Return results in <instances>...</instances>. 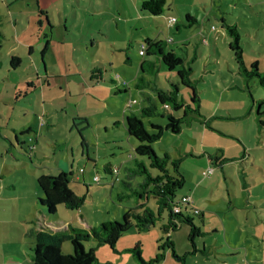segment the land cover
Instances as JSON below:
<instances>
[{"label":"rangeland","instance_id":"374dc122","mask_svg":"<svg viewBox=\"0 0 264 264\" xmlns=\"http://www.w3.org/2000/svg\"><path fill=\"white\" fill-rule=\"evenodd\" d=\"M142 1L58 0L47 12L56 38L42 58L39 53L28 54L30 47L42 49L46 32L42 31L47 26L45 14L39 15L35 8L36 0H0V169L16 170L7 173L4 182L17 180L16 191L7 187L0 200V213L17 227L3 223L1 229L18 233V227L22 231L37 227L39 219L42 225L59 227L60 232L69 231L68 225L89 229L101 222H121L124 212L137 206L136 197L122 183L125 169L136 164L129 154L143 162L152 176L158 173L149 168L147 158L135 156L137 141L128 136L123 121L132 112L126 109L132 100L137 102L132 110L138 116L142 107L155 104L147 102L134 86L143 59L158 60L155 68L145 66L151 86L169 89L168 81H176V72L167 71L158 57L139 56L141 46L146 50L145 38L162 33L160 40L174 41L166 49L176 51L191 69L190 79L200 99L199 114L183 118L178 135L163 129L151 145L157 156L181 160L179 171L185 183L176 198L185 195L192 202L182 206V214L191 219L194 231L188 223L172 227L170 212L163 209L158 214L156 200L150 195L141 202L157 214L149 230H138L132 220L130 230L113 247L90 239L84 249L94 250V264H141L134 254L136 246L148 264H264V126L262 133L253 132L255 111L251 105L252 95L263 97L264 89L257 78L246 79L235 62L219 14L210 24L217 32L223 30L224 40L219 37L217 47L213 41L210 47L202 45L199 38L190 36L189 29L182 28L179 35L174 27L166 34L168 14L178 16L179 10H190L195 16L203 12L205 4L206 10L212 7L211 0H167L158 17L142 12ZM260 1L216 0L213 8L236 21L248 6L264 8ZM259 22L251 38L241 28L237 32L245 67L249 70L257 63L258 72L264 73V43H258L264 39V27ZM38 38L41 45H37ZM181 43L188 47L182 48ZM13 56L19 59L16 68L10 63ZM93 72H100L101 80L91 79ZM144 90L156 102L155 93L148 87ZM182 99L191 102L189 91L180 86L178 100ZM157 105V116L141 117L151 135L156 132L149 121L161 127L167 122L162 105ZM174 114L182 117L184 111ZM94 161L99 162L92 174L99 177L98 183L91 181ZM106 163L118 170L114 176L118 181L104 172ZM62 168L65 173L72 171L69 187L84 203L79 210L58 207L54 215L41 207L43 219L37 199L19 201L17 194L24 189L30 195L35 191L41 195L36 180L57 175ZM208 168L214 174L203 177ZM28 172H34L35 178ZM141 181L142 177L131 180V187ZM4 245L0 242V247ZM72 251L65 241L63 254ZM24 261L32 264L28 248Z\"/></svg>","mask_w":264,"mask_h":264},{"label":"trees","instance_id":"16d2710c","mask_svg":"<svg viewBox=\"0 0 264 264\" xmlns=\"http://www.w3.org/2000/svg\"><path fill=\"white\" fill-rule=\"evenodd\" d=\"M166 4L167 0H143L140 4V10L151 16H160L163 14ZM43 14V12H40L39 15ZM186 19L188 20V25L194 22L189 16H186ZM223 28L230 39L229 48L233 53V58L242 69L245 78H257L259 85L264 89V73L258 72L257 64H252L248 70L243 63L240 37L235 26L223 23ZM170 43H173L172 39L166 40V43L161 40L146 39V50L143 51L142 55L139 54V56L145 57V55H148L151 57L153 55L158 57L160 63L167 71L176 72V81H168L171 82L169 89H161L155 87V85L151 86V80H148L146 77L145 66L150 65L155 68L154 64L157 58L148 61L143 59L139 65V75L134 86L146 97L147 102L155 104L154 106L152 105V107L151 105L146 108L142 107L140 109V116L136 115L131 109L132 105L130 107L127 106L126 109L132 112H130V115L126 116L123 121L128 136L137 141V145L134 148L135 156L147 158L149 161V168L156 170L158 174L152 176L148 167L143 162L133 157L130 159H134L136 164L134 168L125 169L127 170L125 175L126 180L122 181V183L125 187L130 188L131 194L136 197L135 201L138 204L135 208H128L124 212L121 222H102L98 227H90L89 229L73 228L69 225L67 228L69 231L65 232H60L58 230L53 232L43 227L31 229L27 235L29 238L33 239L34 242L29 246V250L32 253V264H94L96 261L94 250L90 249L86 251L84 249V243L88 242L90 239L113 247L115 242L130 230L132 227V220L135 222V227L140 231H147L153 226L157 214L155 215L153 211L145 209L144 204L141 203L148 200L150 195L156 200L158 214H160L163 209H167L170 212L172 227L175 228L176 225L180 223H188L194 231L191 219L182 214L183 205L181 206L180 213L174 214L172 212L173 207L178 200H180L176 198V192L181 189L185 183L184 176L179 171L181 160H172L168 155L161 158L156 155L151 145L153 140L158 137L163 129L164 131H169L171 134L178 135L181 133L183 118L190 113L199 114L200 99L198 98L195 84L190 79L191 69L184 66V59L179 56L176 51L168 48L166 49V46ZM10 63L12 68L18 67V57H11ZM154 71L155 69H152V73ZM92 74L91 79H101L102 74H100V72H93ZM95 74H98V76ZM180 86L189 91L190 103H186L183 99L181 101L178 100ZM146 87L150 88L155 93L156 102L147 92H144ZM157 104L162 105V109L166 113L167 122L164 127H161L149 121L151 128L156 132L151 135L145 129L141 117L152 118L157 116ZM256 105L258 108L257 117L260 120L264 116V100L257 101ZM179 110L184 111L182 117H176L174 114V112ZM215 160L218 162L217 157ZM103 170L114 180L115 175L113 174V169L104 167ZM71 176V172H60L57 175H42L36 180L37 186L42 194V198H39L37 202L38 206L40 205V209L42 207L47 210L48 215H54L58 207H64L68 210H79L81 208L84 199L77 196L70 189L69 183ZM137 177H142V181L132 188L131 180ZM65 241L70 242L73 253L63 254L62 247ZM134 254L141 264H148L141 258L138 246L135 247ZM157 261L158 260L155 262Z\"/></svg>","mask_w":264,"mask_h":264},{"label":"crops","instance_id":"0c3cea01","mask_svg":"<svg viewBox=\"0 0 264 264\" xmlns=\"http://www.w3.org/2000/svg\"><path fill=\"white\" fill-rule=\"evenodd\" d=\"M57 1L58 0H36L35 8H36L37 12H39V14H40V12H43L45 14L46 25L47 26H46L45 30H43L42 22L41 21H40V23L38 22L39 27L41 28V31L42 30H43L42 32L46 31L45 32L46 34L44 33V35L42 37L44 45L41 46L42 47L41 50H39V48H37L36 50H33V48L30 47L29 50H28L29 51L28 54L30 56H34L35 54L38 55V53H39V55L42 58H44V55L48 51V47L50 48L51 43L53 42L52 40L54 38H56L55 34H54L55 25H54V23H50L49 17H48L49 14H47V12H48V8H51V6H54ZM215 4H216V0H211V4L210 5L212 7H210L208 10H206L207 5L205 4L204 6L201 7L203 9V12L202 13L201 12H197L195 16L193 15V12H191L190 10H185V11H180L179 10L178 11V16H172L171 14H168L167 17H166V20L168 19V17L169 18H175V19L177 18L176 19L177 23L175 25H173L172 27H168L167 23H165V27H166L165 31H167L166 34H170V30L173 29L174 27L176 28L175 32L178 33L179 35L182 33L181 32L182 28L183 29H189L190 33H191L190 36L191 37H195V38H199L200 42L202 43V45H204L206 43L207 46H209L210 42L213 41V43L216 45L215 47H217V43H218L217 39L219 37H222V39H223V30H224V33L226 34L225 29L223 28V23H226V24H229V25H233V26H235L236 29L238 27V28H241V29L245 30L246 34H247V36L249 38L252 37V31H258L257 30V22L260 21L259 24H258V25H260L259 26L260 28L264 27V22H263V19H264V8H261V6L264 7V0L258 2V4L261 5L260 6L261 9H259V10L258 9H254L253 5L248 6L247 10H242L243 17L240 14V18L237 19L236 21L228 19L226 17L227 13H225L224 11H220V9H218V11H216L213 8V6ZM170 9H171V5L169 4L168 5V10H170ZM218 14L220 16L221 28H223V30L221 32H217V29H216V27L214 25L210 26V24L212 23L213 19L217 20ZM186 16H189L190 18H192L194 20V22L191 23L190 25H188V20L186 19ZM154 17H158V16H154ZM180 17H183L185 19V20H183L184 22H181L179 20ZM248 20H251V21L254 20V22L250 23V21H248ZM242 21H244V22L242 23ZM259 27H258V29H260ZM212 30H214V31H212ZM161 34L162 33H157L155 38L151 39V40H160L159 38H160ZM226 37H227V35H226ZM146 39H150V38L146 37L145 40ZM166 40H170V39H166ZM164 42L166 43V41H164ZM225 42L229 43V40H227V38H225ZM258 43H260V44L264 43V39L263 40H258ZM38 44L41 45V38L37 39V45ZM179 45L182 48H187L188 47V45H186L184 43H181ZM210 45H212V44H210ZM258 48H260V47H258ZM251 51L253 53L256 52L254 49H251ZM216 56H218V55L216 54ZM257 67H258V65H257ZM138 75L139 74H137L136 77H138ZM44 83H46V82H44ZM260 100H264V96L263 97H259V98H255V96L252 95V104L251 105H252V107H253V109L255 111V117L253 119V132L255 134L257 133V130H258V133H262L263 126H264V116L260 120L257 117V109L258 108H257L256 102L260 101ZM132 101H135V100H132ZM135 104H137V102ZM215 163L218 164V162H216V160H215ZM98 166H99V162L98 161H94L93 162V168L94 169L90 172L91 176L94 173V170H95V173L97 172ZM219 166L221 167L220 169H222L221 164H219ZM104 167H108L110 169H113L110 163H106L103 166V168ZM80 170H82V169H80ZM80 170H79V172L81 174L84 173V170H82V172ZM11 172L16 173V170L15 169H9V168H1L0 169V200L2 199L4 190L7 189V187H13V190L16 191L17 180L13 179L12 181L4 182V178L7 176V173L9 174ZM61 172H64V169ZM70 172L72 173V171H69L68 173H70ZM28 173L30 174L31 177L33 176L35 178L34 172H28ZM95 177H98V176L96 174L92 176L91 181L93 183H94V178ZM82 181L85 182V179H83ZM6 183L8 185H6ZM20 191L17 194V198H18L19 201H23V200H26L28 197H32L33 201L35 202V200L36 199L38 200L39 196L41 197V195H42V194L39 195L38 193H36V191L33 192L31 195L27 193L28 190L21 189ZM38 192H40L39 189H38ZM183 197H186V196L184 195L181 198H183ZM39 214L41 215V217L43 219H45L44 218L45 215H44V211L43 210H39ZM38 222H39V224H38L37 227L29 228L28 230L26 229L24 231H22L18 227V233H16L14 230H12L13 233H8L7 231H4V230L1 229V225L3 223H6V224H9L11 226H16V225H14L15 222L8 221L5 218V215L0 213V242L4 241V244H5L3 247H0V257L4 261V263H2V264H25L24 258H26V255H27V248L29 249V246H31L34 243L33 239L29 238L28 235H27L28 232L31 229H36V228L43 227V226H44L43 227L44 229L46 228L47 230L53 231V232H55V231H57L59 229V227H57L55 225H52V226H50L48 224L42 225V223H40L41 222L40 219L38 220ZM18 234H19V236L17 237ZM28 240H30V241H28Z\"/></svg>","mask_w":264,"mask_h":264},{"label":"built area","instance_id":"2783aa9c","mask_svg":"<svg viewBox=\"0 0 264 264\" xmlns=\"http://www.w3.org/2000/svg\"><path fill=\"white\" fill-rule=\"evenodd\" d=\"M176 22H177V20H176L175 18H168V19L166 20V23H167V26H168V27L173 26L174 24H176ZM141 49H142V50H140V52H139L140 55L143 54V49H144V47L141 46ZM134 103H135V101H132V102L129 103L127 106L130 107V106L133 105ZM128 158L131 159V158H132V155L129 154ZM80 171L82 172V170H80ZM213 173H214L213 168H208L207 171H203V172H202V176H203V177H209V176H212ZM113 174H114V175H117V174H118V170H117V169H114V170H113ZM114 180H115V181H118V178L115 177ZM98 182H100V179H99L98 177H95V178H94V183H98ZM191 203H192V202H190L189 198H187V197H183V198H181L180 200H178V202L176 203V205L173 207L172 212H173L174 214H178V213L181 212V206H182V205H189V204H191ZM193 212H194V214H196V215L199 214V212H198L197 209H193Z\"/></svg>","mask_w":264,"mask_h":264}]
</instances>
